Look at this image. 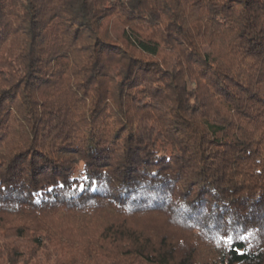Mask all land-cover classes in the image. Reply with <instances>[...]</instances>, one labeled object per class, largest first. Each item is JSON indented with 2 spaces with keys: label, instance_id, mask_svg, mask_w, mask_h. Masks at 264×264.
<instances>
[{
  "label": "trees",
  "instance_id": "obj_1",
  "mask_svg": "<svg viewBox=\"0 0 264 264\" xmlns=\"http://www.w3.org/2000/svg\"><path fill=\"white\" fill-rule=\"evenodd\" d=\"M0 264H264V0H0Z\"/></svg>",
  "mask_w": 264,
  "mask_h": 264
},
{
  "label": "rangeland",
  "instance_id": "obj_2",
  "mask_svg": "<svg viewBox=\"0 0 264 264\" xmlns=\"http://www.w3.org/2000/svg\"><path fill=\"white\" fill-rule=\"evenodd\" d=\"M120 29L121 28L117 24H115V23H111L110 24V31H111L112 34L113 33H115V34L118 33L120 31Z\"/></svg>",
  "mask_w": 264,
  "mask_h": 264
}]
</instances>
